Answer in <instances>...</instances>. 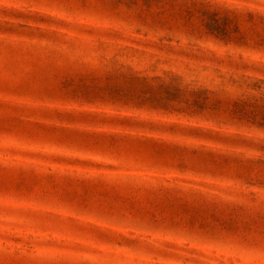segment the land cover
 I'll list each match as a JSON object with an SVG mask.
<instances>
[{"label":"rangeland","instance_id":"1","mask_svg":"<svg viewBox=\"0 0 264 264\" xmlns=\"http://www.w3.org/2000/svg\"><path fill=\"white\" fill-rule=\"evenodd\" d=\"M0 264H264V0H0Z\"/></svg>","mask_w":264,"mask_h":264}]
</instances>
